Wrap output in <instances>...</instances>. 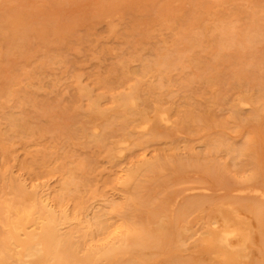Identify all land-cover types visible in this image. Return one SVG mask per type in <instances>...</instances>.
<instances>
[{
  "label": "rangeland",
  "instance_id": "rangeland-1",
  "mask_svg": "<svg viewBox=\"0 0 264 264\" xmlns=\"http://www.w3.org/2000/svg\"><path fill=\"white\" fill-rule=\"evenodd\" d=\"M0 254L264 264V0H0Z\"/></svg>",
  "mask_w": 264,
  "mask_h": 264
},
{
  "label": "bare ground",
  "instance_id": "bare-ground-1",
  "mask_svg": "<svg viewBox=\"0 0 264 264\" xmlns=\"http://www.w3.org/2000/svg\"><path fill=\"white\" fill-rule=\"evenodd\" d=\"M244 104V103H243ZM162 120V119H161ZM15 217V216H14ZM1 255V254H0Z\"/></svg>",
  "mask_w": 264,
  "mask_h": 264
}]
</instances>
